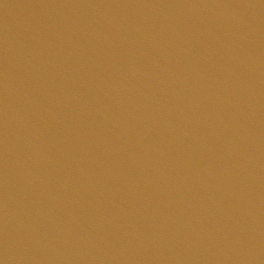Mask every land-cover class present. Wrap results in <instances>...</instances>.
<instances>
[{
    "label": "water",
    "instance_id": "obj_1",
    "mask_svg": "<svg viewBox=\"0 0 264 264\" xmlns=\"http://www.w3.org/2000/svg\"><path fill=\"white\" fill-rule=\"evenodd\" d=\"M0 264H264V0H0Z\"/></svg>",
    "mask_w": 264,
    "mask_h": 264
}]
</instances>
